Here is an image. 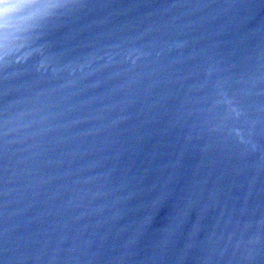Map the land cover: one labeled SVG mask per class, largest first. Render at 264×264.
Masks as SVG:
<instances>
[{"label": "water", "instance_id": "1", "mask_svg": "<svg viewBox=\"0 0 264 264\" xmlns=\"http://www.w3.org/2000/svg\"><path fill=\"white\" fill-rule=\"evenodd\" d=\"M0 264H264V0H0Z\"/></svg>", "mask_w": 264, "mask_h": 264}]
</instances>
